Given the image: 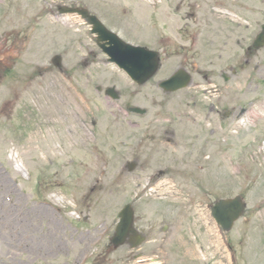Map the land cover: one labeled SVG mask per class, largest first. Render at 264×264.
I'll list each match as a JSON object with an SVG mask.
<instances>
[{"label": "rangeland", "instance_id": "374dc122", "mask_svg": "<svg viewBox=\"0 0 264 264\" xmlns=\"http://www.w3.org/2000/svg\"><path fill=\"white\" fill-rule=\"evenodd\" d=\"M105 1L122 10L113 15L122 20L124 34L127 25L146 27L132 32L131 41L156 46L154 37L163 29L160 20L148 19L147 7L131 6L133 0ZM212 1L206 0V5ZM226 1L242 3L222 2ZM243 1V23L258 20L261 28L264 0ZM16 2L18 14L23 6L33 5V16H14L15 24L9 20L14 17L5 18L0 35L16 34L27 26L35 35L18 52V73L12 81L0 71V213L13 212L18 218L8 222L0 215V264H127L126 247L108 254L106 244L120 211L136 193L142 195L135 205L139 224L142 218L157 238L164 225H172L168 243L175 249V261L164 264H264V118L250 116L264 108V49L251 59L243 51L257 30L244 32L242 49L229 41L222 61L212 59L218 71L241 67L239 76L221 86L219 93L208 90L211 86L204 77L211 74L210 59L195 47L188 58L164 57L157 76L138 87L100 56L86 26L39 17L43 0ZM216 12L230 21L224 8ZM154 20L160 26L149 28ZM3 44L2 51L7 47ZM48 48L52 58L63 56L65 76L53 66L49 74H40ZM91 49L95 52L84 58ZM182 64L200 65L194 86L164 95L158 84ZM99 86L103 92L97 90ZM111 87L120 93L118 101L104 94ZM217 102L237 109L239 116L219 124L208 113ZM129 106L148 113L129 114ZM159 127L161 133L174 130L179 136L175 153L160 142ZM134 161L138 162L135 172L125 171V164ZM157 169L169 176L149 186L147 179ZM236 195L245 199L247 210L229 234L219 233L208 210L197 217V200L207 208Z\"/></svg>", "mask_w": 264, "mask_h": 264}, {"label": "flooded vegetation", "instance_id": "af4514ba", "mask_svg": "<svg viewBox=\"0 0 264 264\" xmlns=\"http://www.w3.org/2000/svg\"><path fill=\"white\" fill-rule=\"evenodd\" d=\"M2 1L3 0L0 2ZM57 1H59V4H56ZM43 3L44 18L52 16V14L58 17L59 8L61 6H66L65 9H68V7L80 8L81 10L87 11L91 16L98 18L108 29L119 34V36L127 42L134 41L130 40L132 32H141L142 28H146L141 24L127 25V32L124 34L122 31L123 27L120 26L122 25V20H118V17L113 15L116 11L122 12V10H120L115 4L105 0H44ZM206 3V0H160L159 2L152 3L134 2L131 6L139 5L147 7L150 9L148 17L150 19L160 20L163 34L155 36L153 42L157 44V47L154 48H156L163 57H170V53L184 54L187 48V43H197L206 52L215 55L219 54V56H221V53H223L227 47V42L235 41L236 45H240L242 43L244 32H247V35H249L253 33L254 29H256L257 31L254 36L258 35V20H255L251 26L247 27H244L241 23L223 21L216 17L207 8ZM243 3L245 4L242 0V3L238 6L241 8ZM18 6L19 4L16 0H4L0 4V9H4L0 12V22L4 23V19L9 18V16L20 17V14H18L16 10V7L18 8ZM28 6L29 5H27V7ZM24 9H26L25 6L22 7V10ZM78 17L79 16H76L77 19ZM9 20L12 24L16 23L15 17ZM79 20H81V22L79 21L77 24H84L80 17ZM156 20H154V26H160V22ZM63 23L67 24L66 21ZM28 27L29 26L25 27V29L16 34L11 33L9 36H6L3 32H1L0 43H4L3 47H7L4 51H2V49L0 50V56L5 59L4 62V60L0 57V71L9 75L12 74V72L14 74L15 70L18 69V59L16 58H18L20 51L25 49V46H29L27 42L29 34L33 30L32 27ZM28 32L29 34L27 35ZM46 52H49L47 57L50 59V49L48 48ZM7 57H13L15 59L14 63L8 62ZM50 67L51 66L44 67L43 71L45 72H42L41 75L44 76L49 74L51 69ZM180 68L185 69V66H181ZM165 230H168V228H164L162 231ZM159 234L160 237L157 238L154 235L152 227L144 226L142 219L140 220V224L138 223V220H135L133 231L130 233L128 238L129 241L127 248L131 249L130 245H132L133 242L130 240L132 238L143 236L145 239L142 249V256L144 259L141 260L140 263L145 264L146 262L152 260L153 256L158 258V256H156L158 252L163 253L162 257H165L166 260L172 262L173 259L175 261V251L172 248H168L164 251V246L167 244L169 236H162L161 233ZM164 234L168 235L167 233ZM130 253L132 254L131 251ZM148 256L152 257L149 258Z\"/></svg>", "mask_w": 264, "mask_h": 264}, {"label": "water", "instance_id": "95a60500", "mask_svg": "<svg viewBox=\"0 0 264 264\" xmlns=\"http://www.w3.org/2000/svg\"><path fill=\"white\" fill-rule=\"evenodd\" d=\"M99 26V22L97 23ZM101 29V27L99 26ZM104 28H102L101 35H105ZM100 31V30H96ZM263 38H261V41ZM121 46H119V51H109L108 54L112 57L113 62H116L121 68L125 69L134 80L138 81L140 84L145 83L149 78L154 76L159 68V60L156 53L147 51L143 48H135L128 44H125L117 40ZM189 85L188 76L178 73L170 79L169 81L163 83L162 87H165L167 91L173 92L179 89L185 88ZM108 95L117 99L118 94L114 89L108 91ZM244 204L241 198H236L234 200H221L217 203V206L213 209V214L217 221L222 224L227 231H230L234 223L240 218L244 211ZM133 217L132 212L130 213L129 208L124 211L122 215V223L118 229V234L116 238V245L123 243V239L127 234L129 222Z\"/></svg>", "mask_w": 264, "mask_h": 264}, {"label": "bare ground", "instance_id": "6f19581e", "mask_svg": "<svg viewBox=\"0 0 264 264\" xmlns=\"http://www.w3.org/2000/svg\"><path fill=\"white\" fill-rule=\"evenodd\" d=\"M261 110L259 112L257 111H254V112H251L250 116L252 119H256V118H259V119H262L264 118V108H260ZM249 120V119H248ZM15 159L17 160V157L15 156ZM18 162V161H17ZM21 163H17V166L19 167V171L22 170V165H20ZM2 206H6V207H10V205H2ZM1 207V205H0ZM43 208H41L40 210H42ZM43 211H47L46 209H43ZM43 215H45L44 213H42ZM1 217L5 218L6 221L10 222L13 218L16 217V220H18L17 216L15 214H13V212H4V213H0ZM15 230H12V231H9L10 235L14 232Z\"/></svg>", "mask_w": 264, "mask_h": 264}]
</instances>
